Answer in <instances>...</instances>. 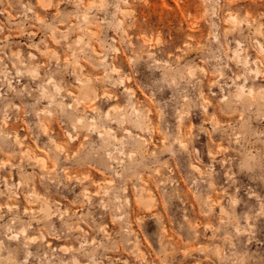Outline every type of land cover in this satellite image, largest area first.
Listing matches in <instances>:
<instances>
[{"label": "rangeland", "instance_id": "obj_1", "mask_svg": "<svg viewBox=\"0 0 264 264\" xmlns=\"http://www.w3.org/2000/svg\"><path fill=\"white\" fill-rule=\"evenodd\" d=\"M45 2L0 0V264H264V0Z\"/></svg>", "mask_w": 264, "mask_h": 264}, {"label": "bare ground", "instance_id": "obj_2", "mask_svg": "<svg viewBox=\"0 0 264 264\" xmlns=\"http://www.w3.org/2000/svg\"><path fill=\"white\" fill-rule=\"evenodd\" d=\"M42 2H43V4H46V5H48L47 3L48 2H45V0H42ZM122 22V21H121ZM122 24V23H121ZM113 71L114 72H116L117 71V69L116 68H114L113 69ZM117 73V72H116ZM194 75V74H193ZM238 78V77H237ZM90 82V80H85V81H83L82 83H83V87H82V89H81V93H80V96H79V102H82V101H89V102H94L95 100H94V97L92 96V91H91V89L89 88V87H87V83H89ZM122 82H124V81H122ZM56 84V83H55ZM122 84H124V83H122ZM86 85V86H85ZM125 89V88H124ZM132 90V89H131ZM250 90H251V88H250ZM44 92V91H43ZM47 91H45L44 93H46ZM252 92V91H251ZM252 93H250V95H251ZM252 96V95H251ZM241 97H243V95L240 93L239 94V98H241ZM207 100V99H206ZM209 102V101H208ZM210 104V103H209ZM204 108V107H203ZM205 109V108H204ZM79 122H82V120H79ZM217 122V121H216ZM75 129V128H74ZM17 134V133H16ZM100 134V133H99ZM103 134V133H102ZM115 136V135H114ZM115 139H116V136H115ZM15 141L20 145V144H22L23 142H22V140L20 139V138H18V136H16V139H15ZM236 141V140H235ZM58 144V143H57ZM182 146V145H181ZM62 149H64V148H62L61 146H60V144H58V145H53V150L55 151V152H63V150ZM65 150V149H64ZM31 152V151H30ZM211 153V152H210ZM33 156L34 155H36V154H32ZM210 155H212V153L210 154ZM214 156H215V154H213ZM37 156V155H36ZM36 156H34L35 157V160H37V159H39V158H36ZM80 160H81V162H87V161H94V160H96L95 159V157L94 158H92V159H85V158H80ZM214 160V159H213ZM39 160H37V162H38ZM98 162H100V164L101 165H103V166H106L107 167V163L103 160V159H101V158H99L98 159ZM2 163V162H1ZM42 164H44L45 165V161H44V158H43V160H42ZM4 165V164H3ZM194 167V166H193ZM44 168V167H43ZM195 169H197V168H195ZM142 180V179H141ZM6 181V180H5ZM109 182V181H108ZM111 183H113V182H111ZM147 185H148V183H147ZM34 188V187H33ZM9 189V188H8ZM35 189V188H34ZM88 191V190H87ZM95 194H97V192H95ZM17 196H18V194H16ZM35 195V194H34ZM37 197V196H36ZM87 197V196H86ZM45 199V198H44ZM40 201V200H39ZM152 198L150 197V196H148V195H144V193L143 192H140L139 193V197H138V200H137V202H138V204L140 205V206H142V207H144V208H149L150 206H151V204H152ZM1 208V207H0ZM25 211H27V209H25ZM42 213H44V215H45V217H46V219H49L50 217H51V215H52V213H51V209H50V207L48 206V204L47 203H43V207H42ZM57 212V211H56ZM78 229H79V227H78ZM83 230V229H82ZM23 231H24V229H23ZM30 239H32V238H29V240ZM63 247V246H62ZM218 250V249H217ZM185 253V252H184ZM218 254H219V252H218ZM76 259V258H75Z\"/></svg>", "mask_w": 264, "mask_h": 264}]
</instances>
